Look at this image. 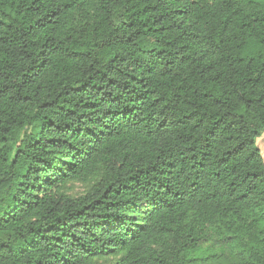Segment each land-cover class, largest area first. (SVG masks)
I'll return each instance as SVG.
<instances>
[{
	"label": "trees",
	"instance_id": "trees-1",
	"mask_svg": "<svg viewBox=\"0 0 264 264\" xmlns=\"http://www.w3.org/2000/svg\"><path fill=\"white\" fill-rule=\"evenodd\" d=\"M263 134L264 0H0V264H264Z\"/></svg>",
	"mask_w": 264,
	"mask_h": 264
},
{
	"label": "rangeland",
	"instance_id": "rangeland-1",
	"mask_svg": "<svg viewBox=\"0 0 264 264\" xmlns=\"http://www.w3.org/2000/svg\"><path fill=\"white\" fill-rule=\"evenodd\" d=\"M257 146L261 149L264 156V134L260 138H258ZM13 154L14 152L11 153V156H13ZM98 180L99 176L96 175L94 177H89L83 181H72L67 183L64 191L72 197H77L88 191L90 187ZM118 257V255H109L103 258H94L92 260V264H114ZM206 264H232V261L230 258H224L219 263L208 261Z\"/></svg>",
	"mask_w": 264,
	"mask_h": 264
}]
</instances>
